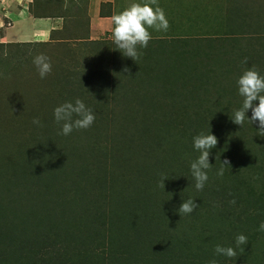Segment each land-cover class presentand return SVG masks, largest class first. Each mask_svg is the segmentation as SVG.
<instances>
[{
	"label": "rangeland",
	"instance_id": "rangeland-1",
	"mask_svg": "<svg viewBox=\"0 0 264 264\" xmlns=\"http://www.w3.org/2000/svg\"><path fill=\"white\" fill-rule=\"evenodd\" d=\"M133 2L34 0L37 15L64 7L60 29L0 45V264H208L238 234L244 251L219 264H264V136L231 119L239 77L253 65L264 75V0H158L170 27L150 29L136 61L116 50L111 20ZM40 54L52 63L44 79ZM76 99L95 122L62 135L53 111ZM210 131L218 144L197 191L193 139ZM188 198L200 207L179 214ZM167 237L174 258L149 257Z\"/></svg>",
	"mask_w": 264,
	"mask_h": 264
},
{
	"label": "clouds",
	"instance_id": "clouds-1",
	"mask_svg": "<svg viewBox=\"0 0 264 264\" xmlns=\"http://www.w3.org/2000/svg\"><path fill=\"white\" fill-rule=\"evenodd\" d=\"M113 29L112 37L116 46L123 56L136 61L142 55L139 51L141 48H147L152 35L150 29L156 31H168L170 24L163 8L158 4V0H142V2H133L120 13L111 17ZM248 63L247 58L243 61ZM33 64L36 66L39 77L46 78L52 72V63L48 56L44 54L37 55L33 58ZM129 71L128 68L124 69ZM239 95L243 98L242 106L235 110L232 116V122L243 126L245 120L258 126L259 136H264V75H261L255 65L247 68L237 80ZM258 102V103H257ZM251 110V116L248 112ZM55 122L61 125V134L69 135L73 130L87 129L95 122L96 115L91 108L86 106L81 99L75 102H64L55 107L53 111ZM33 124L43 127L39 118L33 119ZM218 144L216 135L201 132L193 139L194 148L200 153L199 156L190 164L191 175L195 180V189L202 191L209 180L208 171L212 168L209 162L211 150ZM223 166L231 167L227 159L222 162ZM216 175L223 177L224 167L217 170ZM161 180L160 187L164 189V181ZM234 204L235 200L230 201ZM200 207L194 202V199L188 198L183 200L178 212L179 214L188 215L194 209ZM259 231L264 232V222L259 224ZM248 244V238L244 234H238L235 238V248L221 246L217 244L214 248V257L208 261V264H219L216 256H225L235 258L237 248L244 251Z\"/></svg>",
	"mask_w": 264,
	"mask_h": 264
},
{
	"label": "crops",
	"instance_id": "crops-1",
	"mask_svg": "<svg viewBox=\"0 0 264 264\" xmlns=\"http://www.w3.org/2000/svg\"><path fill=\"white\" fill-rule=\"evenodd\" d=\"M43 2H64L69 0H47ZM77 0H71L76 2ZM112 2V0H106ZM34 6V0H0V44L45 42L53 31L61 27V21L65 13L64 7L59 11L62 15H37L30 12ZM19 25L27 29L19 34ZM17 31V32H16ZM17 34L18 39H7L6 34ZM16 36V35H15Z\"/></svg>",
	"mask_w": 264,
	"mask_h": 264
},
{
	"label": "trees",
	"instance_id": "trees-1",
	"mask_svg": "<svg viewBox=\"0 0 264 264\" xmlns=\"http://www.w3.org/2000/svg\"><path fill=\"white\" fill-rule=\"evenodd\" d=\"M0 45H4V44H0ZM224 190H227V189H224ZM237 195L238 194L235 193V191H233L232 189L227 190V196H229L230 198H233V197L236 198ZM165 213L166 212H161L160 217L163 216V218H165ZM167 213H170V212L167 211ZM160 241L157 240L155 242L154 241L150 242L151 245H150L149 249L152 250V254L148 253L150 255L149 257L156 258L155 255H156L157 251L160 252L161 250H164L165 255L167 257H171L172 258V255L174 253V249L177 250L178 248L174 244L172 245V244L169 243L170 242L169 237L165 238V240L163 239V242H160ZM174 241H175V239H174ZM128 254L132 255L130 253H128ZM171 258L169 260H172L174 257L172 259ZM124 264H126V263H124Z\"/></svg>",
	"mask_w": 264,
	"mask_h": 264
}]
</instances>
